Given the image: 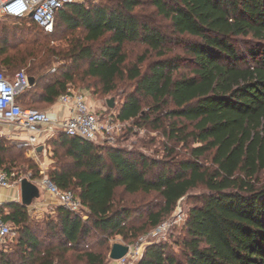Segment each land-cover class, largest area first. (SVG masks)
Masks as SVG:
<instances>
[{
    "label": "trees",
    "instance_id": "16d2710c",
    "mask_svg": "<svg viewBox=\"0 0 264 264\" xmlns=\"http://www.w3.org/2000/svg\"><path fill=\"white\" fill-rule=\"evenodd\" d=\"M101 1L74 3L59 13L72 31L64 46L36 37L9 48V38L3 40L0 66L28 65L34 79L18 102L52 106L91 78L104 94L120 82H135L136 92L126 97L117 119L153 124L172 143L169 154L178 145L184 153L175 168L162 169L161 161L143 153L64 132L49 137L46 174L79 197L83 210L59 206L39 228L27 205L10 203L0 216L18 235L0 249V264H107L112 238L131 243L199 188L174 242L178 249L151 243L137 264H264V0ZM13 20L29 21L42 37L55 33L29 18ZM247 37L242 49L240 38ZM131 43L146 46L135 60L125 49ZM60 60L71 65L51 72ZM81 62L87 63L82 71ZM10 154L0 135V170L14 180L18 163L38 166L22 153ZM151 193L161 205L141 225L129 223V197Z\"/></svg>",
    "mask_w": 264,
    "mask_h": 264
},
{
    "label": "rangeland",
    "instance_id": "374dc122",
    "mask_svg": "<svg viewBox=\"0 0 264 264\" xmlns=\"http://www.w3.org/2000/svg\"><path fill=\"white\" fill-rule=\"evenodd\" d=\"M101 0H82L81 3L85 5H91L95 3H101ZM14 18H0V47H2L3 40L7 37L10 40L9 48L14 46L22 47L29 42H31L36 37H39L43 40L48 39L51 42L52 46H64L66 45V38L72 37V31L68 30L66 27V24H64L60 18L56 21V27H55V33L53 35H46L43 34V37L41 34H35L38 29L34 28V26L30 25V22L27 20L23 21H16L13 20ZM240 47L242 49L245 48V46L249 45V37L247 38H240ZM145 45L142 43H131L126 46V51L129 55V58L131 60L137 59L139 56L144 54L145 51ZM178 52L182 53L181 49L177 50ZM70 61V60H69ZM67 60L66 63H64L62 60L58 62H54L52 64V70L51 72H56L59 69L63 67V65L68 63ZM82 66L80 68V71H82L83 68L87 65L85 62H81ZM71 65V64H70ZM0 69L4 71L7 75L12 76L18 71L24 70L26 73H31L29 71V66L20 65L17 68L14 69H8L5 65L0 66ZM185 70H188L185 68ZM76 91H82L86 94L89 103L96 108L97 112H105L112 114L115 118L116 127L115 130L111 133H105L100 136H98L97 140L95 141L98 144L107 146V147H118L125 149L130 152L134 153H143L147 156H149L152 159H156L158 161L162 162V169L166 166V164H169V169L175 168L173 165L177 162V159L182 156L184 153L181 145H178L176 148V153L169 154V150L167 147L172 146V143L168 142V140L164 137V134L162 130H158L154 127L153 124L139 127L135 124V122L128 121L123 122L121 120H117L119 111L122 107V104L124 103L126 97L129 94L136 92V84L135 82H120L118 84L117 90L113 92L112 94H104L101 90V87L99 86V83L95 79H88L84 82L78 81L77 84L72 88ZM113 100L114 106L109 107L108 101ZM27 103V101H24ZM32 107L37 108L39 110H48L52 106L49 104H43L40 105H33ZM151 112V109L149 106L143 105V113L149 114ZM57 136V135H56ZM4 137L6 145L10 146L11 148V154L10 157L16 156L20 153L26 158H30L35 163H39L36 168L30 167L29 164H23L18 163V166L13 168L12 171L15 174L16 179L19 180L24 177L32 178V176H35L36 170L41 171V175L44 171L48 172L49 167H40V160L42 159V156L38 153H35L32 149L28 147H24L21 145V143L9 139L7 136ZM47 141V140H46ZM45 141L44 144L47 145V142ZM179 154V155H178ZM178 155V156H177ZM39 156H41L39 158ZM159 168H156L155 171H158ZM43 171V172H42ZM39 179V178H37ZM36 180V179H32ZM202 188L195 189L190 192L188 196L183 198L177 205L174 212L166 217L158 227L153 229H148L147 232H143L138 238H136L134 241H131V243L125 242L121 237H115L110 240L111 247L114 243H123L127 245H136L141 237L149 235L151 232L155 233V236H147V244H145L143 249V254L145 251V248L147 245L155 242H166L171 243L176 249L177 246L174 243L176 240H178L182 234H183V227L187 218V214L189 209L193 206L195 203L194 197L197 194L202 193ZM130 201H134L133 207V214L128 219V222L135 223L137 225H141L146 221V217L150 211V209H158V207L161 205V198L157 193H151L147 195H135L132 197H129ZM59 206L53 205L52 208H50L47 212L42 213L41 217H32V219L36 222H38L39 228H45V222L48 220V218H51L52 216H55L56 214L54 211ZM85 216V213H82ZM86 218V216L84 217ZM15 236L14 238H16ZM12 238V240L14 239ZM141 244V243H140ZM90 245L95 246L91 242ZM143 245V244H141ZM112 249V248H111ZM111 252V251H110ZM110 255V254H109ZM143 256V255H142ZM110 257V256H109ZM139 261V260H138ZM138 261H135L134 264H137ZM113 260L109 258V261L107 264H112Z\"/></svg>",
    "mask_w": 264,
    "mask_h": 264
},
{
    "label": "built area",
    "instance_id": "2783aa9c",
    "mask_svg": "<svg viewBox=\"0 0 264 264\" xmlns=\"http://www.w3.org/2000/svg\"><path fill=\"white\" fill-rule=\"evenodd\" d=\"M81 1L0 0V18H29L46 33L52 34L55 31L59 13L68 5L81 3ZM29 78L24 70L10 76L0 69V135L7 136L36 153L42 138L48 139L58 132L96 141L98 136L115 130L116 120L112 114L97 112L96 108L89 103L84 92L72 88L58 100L60 105L67 109L68 115L66 116L53 117L49 111L23 106L17 98L23 91L31 87ZM20 180H14L13 175L0 170V187L9 188L15 183L20 185ZM32 181L54 196L60 206L75 213L82 212L81 199L72 191L60 189L45 172L39 179ZM17 235L18 232L0 216V249ZM155 235L151 232L147 236ZM147 236L141 237L136 245H129L130 249L126 256L116 262L118 264H134L135 261H138L143 255L145 244H147Z\"/></svg>",
    "mask_w": 264,
    "mask_h": 264
},
{
    "label": "crops",
    "instance_id": "0c3cea01",
    "mask_svg": "<svg viewBox=\"0 0 264 264\" xmlns=\"http://www.w3.org/2000/svg\"><path fill=\"white\" fill-rule=\"evenodd\" d=\"M47 111H49L53 117H62L68 115L67 109H65L64 106L60 105L59 101H57L54 105H52V107L49 108ZM46 140H47L46 138H42L39 144L40 145L44 144ZM44 145L45 146L42 154H39L42 156V159L40 160V164H41L40 167H49V165L52 162L50 159V151L48 145L46 144ZM41 156H39V158ZM44 172L47 173L46 171ZM21 201L22 198H21L20 185L15 183L14 186L9 188L0 187V211L2 210L8 211L7 205L13 202H21ZM53 205L60 206L59 201L54 196L50 195L49 193H47L46 191L40 188V197L38 199H35L33 204L28 207L31 217L34 216L41 217L42 213L47 212L50 208H52ZM112 264H118V263L113 260Z\"/></svg>",
    "mask_w": 264,
    "mask_h": 264
},
{
    "label": "water",
    "instance_id": "95a60500",
    "mask_svg": "<svg viewBox=\"0 0 264 264\" xmlns=\"http://www.w3.org/2000/svg\"><path fill=\"white\" fill-rule=\"evenodd\" d=\"M30 84L33 83L34 79L32 77L29 78ZM109 107H113V100L108 101ZM44 144L39 145L36 149V153L42 154L44 150ZM20 188H21V198L22 203L27 206H31L35 199L40 197V188L37 186L35 182H33L30 178L24 177L20 180ZM130 246L123 243H114L112 246V250L110 252V258L114 261L119 260L126 256L129 252Z\"/></svg>",
    "mask_w": 264,
    "mask_h": 264
}]
</instances>
